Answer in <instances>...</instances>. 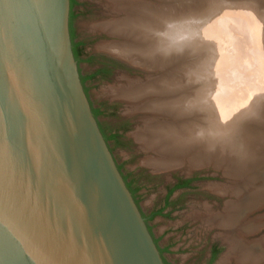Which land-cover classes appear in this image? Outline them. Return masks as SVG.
Masks as SVG:
<instances>
[{"label":"water","instance_id":"water-1","mask_svg":"<svg viewBox=\"0 0 264 264\" xmlns=\"http://www.w3.org/2000/svg\"><path fill=\"white\" fill-rule=\"evenodd\" d=\"M69 11L0 0V264H163L84 93Z\"/></svg>","mask_w":264,"mask_h":264},{"label":"rangeland","instance_id":"rangeland-1","mask_svg":"<svg viewBox=\"0 0 264 264\" xmlns=\"http://www.w3.org/2000/svg\"><path fill=\"white\" fill-rule=\"evenodd\" d=\"M120 1L75 0V18L72 28L75 39L85 42L87 54L116 61L118 58L106 53L107 46H117L123 42L128 44L127 41L133 45L130 41L131 37L126 40L120 36H111L101 28L103 24L119 25L120 22L119 26L123 28L129 20L139 19L136 17L137 12L121 9ZM132 1L150 7L147 8L149 10L145 9L142 13L138 12L142 15L140 20L142 19L144 22L134 24L141 25L138 29L136 26L134 27L137 29V33L139 32V37L135 38V42L145 51L152 49L151 45L155 47L153 51H149L153 54L149 53V59L152 56L156 58L151 62L154 65L152 71L144 61L147 58L140 60L138 69L145 66L144 68L150 73L161 72L162 75L159 78L165 77L168 72L175 84L173 87L178 84L171 99L185 100L186 107L192 105L193 111L196 112L187 115L186 118H180L181 125L186 122L197 126L200 124L202 127L204 126V133H207L208 136L213 137L219 131L223 139L228 141V135L232 133L233 126L245 118H250L251 111L253 112L260 104L261 106L264 104V0ZM154 13H156L155 16ZM246 17H255L257 25L262 26V31L253 30V23ZM132 26L133 22L129 23L128 27ZM144 28L145 30H142ZM149 29L151 31L155 29V32L149 35ZM144 33L147 36H144ZM140 35H143V39L146 40L142 41ZM156 42L159 46L158 49L157 45H154ZM155 50L157 51L155 52ZM158 65L160 66L158 67ZM91 69L89 65L80 64V71L83 75L90 72ZM146 70L142 69L150 74ZM146 73L132 71L121 64V67L109 80H100L93 86H88L89 97L95 105L103 104L105 106L107 117L102 120L103 123L114 126L128 125L124 141L127 150H116L114 155L120 163L127 164V169L142 178L146 190L140 199V205L144 211L162 206L165 186L174 177H190L192 175L209 177V181L200 182L201 184L196 187L195 192L182 197L178 208L171 212L168 219H156L154 231L157 236L165 232L166 236L161 245L167 243L172 247L170 255H166L171 264H206L208 258L206 251L209 245L222 242L225 250L213 263L221 264L229 249L228 235L214 221H217L220 214L223 213L225 203L234 200L228 195L231 194L235 184L230 177L225 175V166H229L231 160L225 158L218 168H215L211 161L192 168L189 165V157L184 158L181 164L176 167L168 169H159L156 165L149 164L152 163L151 161L165 159L160 158L153 147L145 146L142 134L146 132L152 122L156 121L160 124L165 121L172 122V120L162 113L145 110L146 105L163 101L164 97L159 95L136 97V93L140 92L138 90L140 85L145 87L147 81L157 77V75L147 77ZM126 88H129V91L126 96L121 97L122 93L119 90ZM186 101H191L190 106ZM244 101L250 102V106L246 105V109H244L245 106L243 107ZM222 109L225 110V113L221 111ZM258 135L261 137V143L257 142L258 152L256 155L263 161L257 171L261 172L264 178V148L262 149L264 147V130L263 133L258 132ZM225 141L220 145L223 147L224 155L227 156L226 151L228 150ZM259 143L262 145L259 146ZM223 186H225L223 189L227 191L228 195L224 196L221 193ZM205 192L211 193L215 199L219 196L218 198H221L223 203L222 206L218 209L213 204L206 203V200L201 197L203 196L201 193ZM245 217V223L249 227L244 230V234L245 232L249 233L245 236L246 246H253L261 238H263L261 240L264 244V199L258 200L249 211L245 212L243 219ZM241 220V218L239 220L237 218L235 227ZM234 239L236 240L235 237ZM258 249L261 248L258 247ZM233 261L231 260L228 264H235Z\"/></svg>","mask_w":264,"mask_h":264},{"label":"bare ground","instance_id":"bare-ground-1","mask_svg":"<svg viewBox=\"0 0 264 264\" xmlns=\"http://www.w3.org/2000/svg\"><path fill=\"white\" fill-rule=\"evenodd\" d=\"M120 7L121 9H127L128 12L130 10L137 12L136 17H139V19L137 18L138 19L137 20L134 17L135 19L129 20L128 24L125 23L124 24L125 26L123 28L119 26L121 22L119 23V25H116L114 23L103 24L101 28L107 31L111 36L113 35L120 36L126 40H129L128 37H131L130 41L133 43V45L129 44L130 42L127 41L128 44L126 42L125 43L123 42L117 46H113V45H110L107 47L105 46L106 47L105 51H107L106 53H109L111 56L118 58L119 60H122V59L126 60L129 64H132L133 66H136L138 68L141 63L140 60H144L147 58L148 60L146 59L144 61L145 63H147L146 66L148 68H151V71H152V68L154 69V65H152L151 62L153 61V59H156V58H154L152 56L153 54L150 53L149 51L150 50L153 51L154 50L153 48L155 47L151 45L152 49H150V47L148 46L150 49L149 51H145L140 48V45H138L135 42L136 40L135 38L139 37V32L137 33L136 30L141 25L140 26L134 25L137 23L141 24L142 22H144L142 21V19L140 20V17L142 15L139 14L138 12L142 13L145 9L150 8V7H146L145 5H142L141 3H138L137 1H132V0H124V1L121 0ZM122 12L124 11L122 10ZM155 15L156 13H154V16ZM246 19H250L251 22L253 23V27H252L253 30H256V31L259 30V32L262 31V26L257 25L258 22L256 21L255 17H250V18L246 17ZM132 22H133V26L128 27L129 23H132ZM135 26L137 27V29L134 28ZM142 27L144 26L142 25ZM142 30H145V28ZM146 32L148 33L147 30L145 31V33ZM152 32H155V29L152 31L151 29H149V35ZM145 33L143 34L144 36L147 34ZM143 35H140V36L142 37ZM145 40L143 39L142 41H145ZM154 45H157L156 47L158 49L159 46L157 42ZM156 51L157 50H155V52ZM149 53L152 54L150 56H152L153 58L150 57L149 59ZM154 56H155V53H154ZM159 66L160 65H158V67ZM144 67H140V68L146 70ZM174 85L175 84H173L170 74H168L165 77H161L151 82L148 86L139 87L138 90H140V92L136 93L137 95L136 97H139V96L143 97L146 95H159L160 97H164V99L162 98L163 101H160V102L156 101L150 105H146L145 110L153 111L155 113L156 112L162 113V115L172 120V122L165 121L160 124L154 120L155 122H152V124L149 125L146 132L142 134L143 136L142 138L145 141V146H149V148L153 147L154 151L158 153L160 158L162 157L165 159V160L151 161L152 163H149V164L156 165L157 168L159 169H163V168L168 169L171 167H176L177 165L181 164L184 158L189 157L188 158L189 165L192 168H196L200 166L201 164L208 163V161L209 162L211 161L215 165V168H218L220 167L221 162L225 160V158L228 159L229 161L231 160L229 162L230 163L229 166L226 165L225 166L226 170L225 169L224 170H225V175L230 177V179L235 184V186L233 185L234 187L231 190V195L234 198V200L228 201L225 203L223 213L220 214V217L217 219V221L216 220L214 221L228 235L227 243L229 244V249H228L227 254L224 256L225 258L223 257V260H222L223 263L221 264H228L231 260H234L235 264H264V244H263V240H261L263 238H261L259 242L257 241L253 246L252 245L246 246L245 236L249 235V233L245 232L244 234V230L248 229L249 227H248V224L245 223L246 217L243 219V214L245 212L249 211L253 207V205L256 204L258 200L264 199V178L261 172L257 171L263 159L261 161L260 160L261 157L260 159H258L256 155V153L258 152L256 148L258 146L257 142L261 143L260 141L261 137L260 135H258V132L263 133V130H264L263 129L264 128V108H263L264 104H262V106L260 104L259 107L257 108L254 107L255 109L253 110V112L251 111L249 115L250 118H247V119L245 118L241 120L240 122H238L236 126L234 125L233 126L234 129L232 133L228 135L229 136L228 141H225V139H223V136L219 134V131L216 132V134L213 135V137L208 136L207 133H204V126L202 127L200 124H199L200 127L199 125L198 126L194 125L191 122L190 124L186 122L185 124L183 123L181 125L180 118H186L189 115H192V113L195 111H193L192 105L190 106L191 101H186V103L188 102L190 106V107H186V105L184 104L185 100L175 101V99L174 100L173 98L171 99V96L174 95L177 90L175 88L178 87V84L177 86L173 87ZM129 88L128 89L126 88L127 90L126 89L121 90V91L119 90V92L122 93L120 94V96L121 97L126 96L127 92L129 91ZM248 101L243 102V107L245 106L244 109L250 106V102ZM219 108L221 109V107ZM196 109H199V108H196ZM221 111L225 113V110L222 109ZM224 141L226 142V148L228 150L226 151L227 156L224 155V150H223V147L221 146L222 143H224ZM261 145L262 144H260L259 146ZM263 148L264 147H262V149ZM235 158H237V160H234ZM242 179L244 180L242 181ZM221 193L225 196L227 194V191L224 189H221ZM237 218L238 220L240 218L242 220L238 223V226L235 227ZM254 222H255V219H254ZM234 237L236 238V240L234 239ZM258 243L260 244V246ZM258 247L261 249H258Z\"/></svg>","mask_w":264,"mask_h":264},{"label":"flooded vegetation","instance_id":"flooded-vegetation-1","mask_svg":"<svg viewBox=\"0 0 264 264\" xmlns=\"http://www.w3.org/2000/svg\"><path fill=\"white\" fill-rule=\"evenodd\" d=\"M73 14L75 16L74 9H73ZM71 29L73 30L72 23H71ZM73 34L75 37L74 30H73ZM74 43H76L77 49L80 53L79 61H76L79 77H89L83 89H86V97L89 101L91 111L98 109L100 112L98 116H95L98 128L106 142L107 148L115 162V165L119 173L121 174V177L128 191L130 192L141 214V217L144 220L146 228L153 240V243L155 244L159 252V255L162 259L163 264H171L167 260L166 255H170L172 247L167 243L164 245H161V242L164 240L166 234L165 232L158 236L155 234V231H154V228H156L155 221L158 218L168 219L171 212L175 211L176 208H178L182 200V197H184V195H189L195 192L196 187H198L199 184H201L200 182L209 181L208 179L209 177L205 175H192L190 177H174L172 181L165 186V191H164L165 193H164V198H163L164 200L162 202V206L156 209H150L149 211H144L140 205V199L142 198V196L144 195V191L146 190V187L144 183L142 182V178L139 177L137 173L133 172L132 170L127 169V164L120 163L117 160L116 156L114 155V152L116 150L117 151L127 150V145L124 143V141L126 140L125 136L127 134L128 125L118 124L114 126L109 123L107 125L103 123L102 120L106 119L107 117L105 106L103 104L95 105L91 101L89 97V93H88L89 92L88 86H93L97 81H100V80L101 81L109 80L114 75V73L117 71V69L121 67V64L117 61L109 60L102 56L87 54L86 44L83 40L74 39ZM81 63L89 65L92 68L91 71L83 75L80 71ZM224 187L225 186H223L222 189ZM201 194L203 195L201 197L204 198V200H206V203H209V204L211 203L215 207H218V209L220 208V206H222L223 203H222L221 198H218L219 196L215 199L214 197H212V194L209 192H205ZM228 196L232 197L231 194H229ZM224 250H225V246L223 245L222 242L217 243V244L213 243L209 245L206 251V253H208L206 264H213Z\"/></svg>","mask_w":264,"mask_h":264},{"label":"trees","instance_id":"trees-1","mask_svg":"<svg viewBox=\"0 0 264 264\" xmlns=\"http://www.w3.org/2000/svg\"><path fill=\"white\" fill-rule=\"evenodd\" d=\"M75 0H69V6H70V11H69V35H70V41H71V45H72V53H73V57L75 59V61H79V58H80V53L77 49V45L76 43H74V34H73V30L71 29V23H72V20L74 19V14H73V9H74V6L76 5L75 4ZM80 78V82L82 84V87L84 88V85L85 83L87 82V80L89 79V77H79ZM84 90V93L86 95V89H83ZM92 114L95 118V116H98L100 114L99 110H94L92 111Z\"/></svg>","mask_w":264,"mask_h":264}]
</instances>
